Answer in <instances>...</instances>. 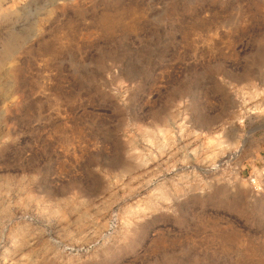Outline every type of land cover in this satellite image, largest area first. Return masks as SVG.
Listing matches in <instances>:
<instances>
[{
  "label": "rangeland",
  "instance_id": "obj_1",
  "mask_svg": "<svg viewBox=\"0 0 264 264\" xmlns=\"http://www.w3.org/2000/svg\"><path fill=\"white\" fill-rule=\"evenodd\" d=\"M263 173L264 0H0V264H264Z\"/></svg>",
  "mask_w": 264,
  "mask_h": 264
},
{
  "label": "built area",
  "instance_id": "obj_2",
  "mask_svg": "<svg viewBox=\"0 0 264 264\" xmlns=\"http://www.w3.org/2000/svg\"><path fill=\"white\" fill-rule=\"evenodd\" d=\"M261 179H264V173H263V175L260 177Z\"/></svg>",
  "mask_w": 264,
  "mask_h": 264
},
{
  "label": "bare ground",
  "instance_id": "obj_3",
  "mask_svg": "<svg viewBox=\"0 0 264 264\" xmlns=\"http://www.w3.org/2000/svg\"><path fill=\"white\" fill-rule=\"evenodd\" d=\"M11 54V53H10ZM263 175V174H262ZM261 177V176H260Z\"/></svg>",
  "mask_w": 264,
  "mask_h": 264
}]
</instances>
